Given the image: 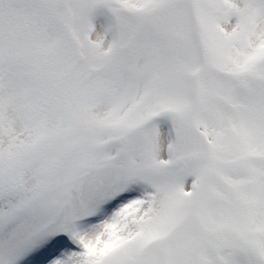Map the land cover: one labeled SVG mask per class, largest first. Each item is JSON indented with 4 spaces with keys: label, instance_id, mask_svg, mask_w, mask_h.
<instances>
[{
    "label": "snow or ice",
    "instance_id": "obj_1",
    "mask_svg": "<svg viewBox=\"0 0 264 264\" xmlns=\"http://www.w3.org/2000/svg\"><path fill=\"white\" fill-rule=\"evenodd\" d=\"M0 264H264V0H0Z\"/></svg>",
    "mask_w": 264,
    "mask_h": 264
}]
</instances>
